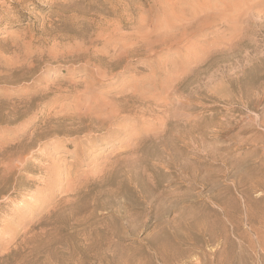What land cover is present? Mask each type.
<instances>
[{
    "label": "rangeland",
    "instance_id": "1",
    "mask_svg": "<svg viewBox=\"0 0 264 264\" xmlns=\"http://www.w3.org/2000/svg\"><path fill=\"white\" fill-rule=\"evenodd\" d=\"M0 264H264V0H0Z\"/></svg>",
    "mask_w": 264,
    "mask_h": 264
},
{
    "label": "bare ground",
    "instance_id": "2",
    "mask_svg": "<svg viewBox=\"0 0 264 264\" xmlns=\"http://www.w3.org/2000/svg\"><path fill=\"white\" fill-rule=\"evenodd\" d=\"M97 82V81H96ZM62 83V82H61ZM118 87V86H117ZM131 91V90H130ZM67 93V92H66ZM59 94V93H58ZM137 95V94H136ZM53 97V96H52ZM63 100V99H62ZM109 100V99H108ZM111 101V100H110ZM145 102V101H144ZM103 109V108H102ZM98 112V111H97ZM105 113V112H104ZM97 114V113H96ZM74 115V114H73ZM25 116V115H24ZM17 119V118H16ZM127 119V118H126ZM20 123V122H19ZM105 123V121H104ZM42 144V143H41ZM19 145V144H18Z\"/></svg>",
    "mask_w": 264,
    "mask_h": 264
}]
</instances>
